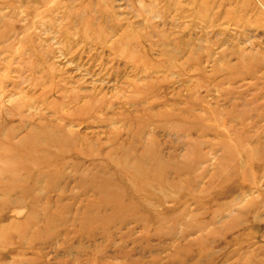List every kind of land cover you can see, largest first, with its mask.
<instances>
[{"label": "rangeland", "instance_id": "1", "mask_svg": "<svg viewBox=\"0 0 264 264\" xmlns=\"http://www.w3.org/2000/svg\"><path fill=\"white\" fill-rule=\"evenodd\" d=\"M0 264H264V0H0Z\"/></svg>", "mask_w": 264, "mask_h": 264}]
</instances>
